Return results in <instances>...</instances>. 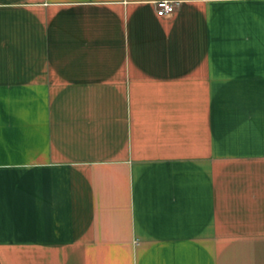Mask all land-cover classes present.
Here are the masks:
<instances>
[{"label":"crops","instance_id":"crops-1","mask_svg":"<svg viewBox=\"0 0 264 264\" xmlns=\"http://www.w3.org/2000/svg\"><path fill=\"white\" fill-rule=\"evenodd\" d=\"M0 0V264H264V0Z\"/></svg>","mask_w":264,"mask_h":264},{"label":"built area","instance_id":"built-area-1","mask_svg":"<svg viewBox=\"0 0 264 264\" xmlns=\"http://www.w3.org/2000/svg\"><path fill=\"white\" fill-rule=\"evenodd\" d=\"M178 1L176 0H159L156 1V14L165 17V15H169L174 12Z\"/></svg>","mask_w":264,"mask_h":264}]
</instances>
